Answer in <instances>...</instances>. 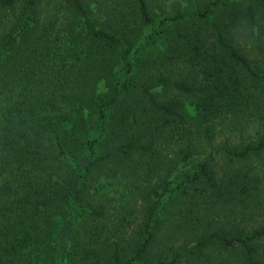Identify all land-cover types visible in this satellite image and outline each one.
<instances>
[{
	"label": "trees",
	"instance_id": "1",
	"mask_svg": "<svg viewBox=\"0 0 264 264\" xmlns=\"http://www.w3.org/2000/svg\"><path fill=\"white\" fill-rule=\"evenodd\" d=\"M0 264H264V0H0Z\"/></svg>",
	"mask_w": 264,
	"mask_h": 264
}]
</instances>
